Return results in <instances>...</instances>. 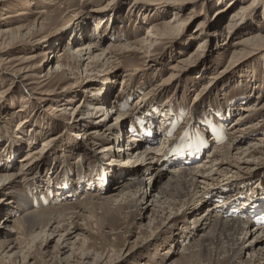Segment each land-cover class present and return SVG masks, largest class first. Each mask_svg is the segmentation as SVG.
<instances>
[{
	"label": "rangeland",
	"instance_id": "1",
	"mask_svg": "<svg viewBox=\"0 0 264 264\" xmlns=\"http://www.w3.org/2000/svg\"><path fill=\"white\" fill-rule=\"evenodd\" d=\"M139 1L140 5L134 0L0 1V29L24 26L0 47V164L20 166L29 150H41L31 162L29 181L15 190L9 183L0 189V198H4L0 200V243L19 240L16 248L4 244L0 249V264H252L248 253L243 259L233 258L245 239L242 231L235 236L238 243L231 242L228 252L219 255L216 246L202 249L197 244L210 228L200 231L201 235L189 230L196 225L194 217L209 213L216 202L230 212H241L255 206L243 202L264 201V142L260 143L264 109H252L250 116L239 118L247 112L245 108L264 104V0H233V7L231 0ZM168 21L176 25L177 32L137 44L136 50L127 48ZM77 26L87 28V33L76 32ZM86 35L98 41L106 37L101 41L103 47L111 42L119 46L118 59L113 58L117 71L113 62L97 59L88 66L91 59L80 60L73 53L74 46L88 42ZM32 53L38 58L22 60L21 56ZM57 53L62 56L53 58V63L55 67L64 63V72L48 77L50 61ZM107 86L112 89L111 105L124 113L125 126L120 129L122 135L105 133V139L95 144L87 139L88 134L82 138L77 133L90 131L102 117L110 118L115 112L77 113L85 101L89 105L93 98L103 96L95 92ZM80 120L85 124L77 126ZM239 126L246 127L243 133L234 132ZM134 129L142 136L147 130L154 132L156 146H163L169 158L178 160L197 153L198 140L205 137L208 146L196 164L217 171L212 183L214 203L202 204V188L197 189L199 193L192 189L198 207L184 209L188 211L185 215L180 205L164 209L149 201L142 206L140 195L136 205L134 200L127 203L131 196L122 200L121 194L119 203L107 201L112 191H120L110 177L114 168L105 163L112 159L124 165L130 155L117 148L124 146ZM44 139L48 145H43ZM243 139V144H259L247 154H236L224 172L217 169V162L206 161L218 147ZM106 145L113 147L106 151ZM138 155L134 153V160ZM161 168L153 178L147 175L148 184L156 187L154 194L173 171L172 166ZM20 191L41 198V208L61 217L54 225L30 232L8 227L21 217ZM88 194L99 196L87 201ZM148 204L149 210L143 208ZM250 211L242 213L245 219L253 216ZM258 216L264 217V204ZM256 225L251 228L256 227L260 235L262 230ZM248 237L258 241L255 233Z\"/></svg>",
	"mask_w": 264,
	"mask_h": 264
},
{
	"label": "bare ground",
	"instance_id": "2",
	"mask_svg": "<svg viewBox=\"0 0 264 264\" xmlns=\"http://www.w3.org/2000/svg\"><path fill=\"white\" fill-rule=\"evenodd\" d=\"M0 1H2V0H0ZM134 1H135V4L140 5L142 3V1H139V0H134ZM175 1L176 2H178V1L182 2V1H186V0H175ZM169 2L172 4V3H174V0H170ZM232 2H233V0H231V3ZM253 3H255V2H253ZM235 4H236V2H233L231 7L235 6ZM180 7L181 6H178V8L177 7L176 8L180 9ZM222 12H223V10H222ZM222 12H220V13H222ZM45 13L46 12H44L42 14H45ZM102 20L103 19L100 18V21H102ZM23 27L24 26L19 25L17 28L16 27L10 28V26H5V27L1 28L0 29V47L1 48L3 47V45L6 43V41L8 40L10 35L13 36V34H15V32L19 31ZM77 29L79 30V32L83 31V32L87 33V31H88L87 28H84V27L81 28V26H77L76 32H78ZM101 29H102V27L98 28V30H99L98 33L100 36H101ZM175 32H177L176 25H174L171 21H168V22L164 23L163 25H161L160 27L155 26L150 37H147V38L143 37L142 39L135 41L133 44L129 43L127 48H130L129 50H132V49L136 50V49H138L137 46L139 44H142V45L145 44L146 45L148 43H151L153 41V38L159 39L161 37L169 36L170 34L175 33ZM154 33H156V34H154ZM85 38L88 39L87 43H85L83 45L78 44V45L73 47V49H74L73 53L79 54L80 60L91 59L88 66H91L92 63H95V61H97V59L107 60V61L113 62L115 64L117 63V60L115 61V60H113V58L118 59V57H117L118 53L117 52L119 51V48H118L119 46H117L115 43L111 42L109 46L103 47V45L101 44L102 43L101 41L107 40L106 37L100 38L99 41H98V39H96V37H93L92 35H86ZM261 38H262V36H261ZM246 42H247V40L241 42V44H246ZM140 48L142 49L143 47H140ZM97 51L98 52L101 51V52L97 53ZM57 56L60 57V56H62V54L60 55L59 53H57L56 56L52 57V59H51L52 61H50L51 62V64H50L51 71H49V73L46 75L48 77L51 76V74L53 76V74L56 72H61V73L64 72V67H65L64 63L59 62V63H57L56 67L53 63V61H55V59H53V58H55ZM21 57L23 58V59L21 58L23 61L25 60L28 62L30 60H35L36 58H38V55L36 53H32L28 57H24V56H21ZM13 60L14 59H10L9 61H13ZM114 68H116V71H117V64L114 66ZM28 69H30V68H28ZM101 89H99V92H95V95L96 94H99V95L102 94L103 95V96H101L102 98L101 97L93 98V102L90 103L89 105H86L87 102L85 101L83 108H81L77 113V115L81 116V114H83V112H85V110H86L89 115L94 116L95 113H100L104 109L105 110L108 109L109 112H110V109H112L111 112H115V114H114V115H116L115 122H111V119H113L114 115L110 118L102 117L100 119L101 121L97 125H95L94 128H91L90 131L85 129V132L79 131L77 133V136L78 137L82 136V138H83V136H85V134H88L89 136L87 137V139L90 142L92 141L95 144H97V143L100 144V142H97V141H103L105 139V137L103 138L105 133L106 134L109 133L108 136L117 135V134L122 135L121 134L122 132H120V129L125 126V124H124L125 119L123 118L124 113L122 112V110L120 111V109L116 108L117 105H111L112 101H110L109 95L111 94L112 89L109 88L108 86L106 87V89L104 91H102ZM94 102H98V103H94ZM107 104H108V106H107ZM245 109L247 110V112L245 114L241 115L239 117L240 119H243L244 117L246 118V117L250 116L248 113L250 111H252V109L253 110L264 109V104H260L256 108L253 105L252 107H247ZM130 115H131V113H130ZM84 124H85V121L80 120L79 123L77 124V126H81ZM236 124H239V122H237ZM245 128L246 127L239 126L236 130H234V132L243 133V130ZM134 131H136V132L133 133L132 135H129V140L124 141V146L122 144H119V146L117 148L118 151L128 152L127 154L130 155L126 159L124 165H119L116 162V160L112 161V159H109L108 162L105 163V165L108 164L109 167L114 168L115 173L111 174L110 177L113 178V181H117L118 186H117V189L116 188L115 189L120 191L119 193H117L115 191L114 192L112 191V193L109 192L110 194H109V196H107V201L119 203L120 194H121L122 200L128 199L129 196H131L132 198L129 201H127V203L134 200V202H135L134 205H136V203H139V200L137 197L140 195V198H141V203H139L140 205H142V203H145V202L153 201V204H155L156 206L162 207L164 209L172 208L173 206H174L173 208L175 209L177 207L176 205H180L179 207L181 208V210L189 208V210L192 211L198 207L194 196H195V194L199 193L200 192L199 189L202 188L201 189V191H202L201 196L203 198L202 204L205 203V205H206L210 202L211 203L213 202L214 197H215V195H214L215 187L214 188L212 187V185H213L212 183L214 182V180H216L215 176L217 175V171H215V173H212L213 167L207 168L206 164H204V165H201V164L197 165L196 164L197 163V161H196L197 156L200 154H203L205 152L207 146H208L206 144L207 139L205 137L198 140L199 141L198 145L201 148L197 150V153H194L193 155L191 154V157H188L186 159L178 160V159L169 158V153L163 149V146H161V145L156 146L157 142H156L155 133L152 132L151 130H147V132L144 133L146 136L145 135L142 136L143 134H140L139 132H137L139 130L134 129ZM243 141H244V139L242 141L237 142V144H235V145H233V143H229L227 145L218 147V149H216L217 148L216 147L215 148L216 150H214L213 153H210L208 155L209 159H206V161L208 163L209 162L210 163L217 162L215 164L218 166L217 169L218 170L220 169L221 172H224L225 168H228L229 164L232 163L231 159H233L235 156H237L236 154H238V156H240L242 154H247V152H250L252 150V148L255 147V145L259 144L257 142L256 143L252 142L251 144L247 145V144H243L242 143ZM260 141H261L260 143H263L264 137H261ZM48 142L49 141H46V139H44L43 145L44 146L48 145ZM125 144L128 146L127 149L125 148ZM106 147H107L106 151H110L111 148L113 147V145H106ZM130 149H133V151L129 152ZM114 152H115V150H114ZM135 152H137V154H139L137 156L138 160H134V158H133V155ZM39 153H41V150L39 148H38V150H37V148L29 150V152H27V154L20 160V161H22L20 166H18L14 162L13 163L11 162L9 165H6V164L1 165L0 164V189H4L5 187H7V183H9L14 187L13 190H15L21 184L29 181L31 174H32V171L30 168L31 167L30 165H32L31 162H32L33 158ZM179 153H182V150L179 151ZM111 158L114 159V156L111 155ZM163 166H172L173 171L170 172V179L168 180V182L165 183V185L161 186L158 194H154L156 187H155V185L152 186L151 182L148 184L147 175L150 174V178H153L154 175H157L156 173H158V171L160 172L162 170L161 167H163ZM153 169H156V172H153ZM108 173H111V172H108ZM84 179L85 178H83V180H81L82 184H85ZM104 179L105 178H103V180ZM120 179H123V180L130 179V181H126L125 183H121L122 181ZM226 183H229V182L227 181ZM107 185H105L103 187V189H105V187H107ZM193 188H195L194 191H196L197 193H194L191 196V191L194 192L192 190ZM99 189L101 190L102 187H100ZM150 189H151V191H150ZM197 189L199 192L197 191ZM97 196H99V195L98 194L97 195L88 194V195H86V197H84V199H86L87 201H90V200L96 198ZM17 197L20 201L19 206L22 209L21 217L18 219L16 218V219L12 220L14 225H10L11 224L10 223V224H8V227L13 226V230L15 228H17L19 233L22 232L23 230H24V232L25 231L26 232L34 231L36 228L41 227V226L44 228L48 224L54 225L53 221L54 220L57 221L58 217H61L58 214H56V212H55V214L58 216L54 215V212H53V214H51L52 213L51 210H50L51 213H49L47 211V208H45V206H43L41 208L40 207V206H42L41 205V198H39V197L38 198H36V197L31 198L30 195H25V193H23L21 191L19 192ZM136 198L138 201L136 200ZM2 199H4V198L1 197L0 200H2ZM206 199H208V201ZM253 201L250 203L247 202L248 204H246V202L242 201L243 203H245V205L247 207L249 204H252V203H254L255 206L253 207L252 210L250 209L251 211L249 209L248 210L243 209V210H241V212H235V211L230 212V211H228V208L224 207V205L218 204L217 202H216L217 203L216 204L213 202L214 204H212L208 209L209 213L208 212L207 213H199L196 217H194V219H195L194 222L196 223V225L191 230H189L190 234H192L193 232L196 234L198 231H199L198 233L200 234V231H203V230L205 231L208 228H210L209 231L207 230V232H205V234L200 236L197 244H199L198 245L199 247L202 245L201 246L202 249L207 245L208 246L214 245L217 248L218 254L221 255V254L228 252L227 248H229V245L231 242L234 241V244L238 243L239 238L236 239L235 236L237 237V234L242 231L241 233L245 234L246 236H245L243 243L239 247H237L238 250L234 252L233 258L237 257V258L243 259L244 254L248 253V254H251L252 258L250 260H251L252 264L256 263V262H260V263L264 262V237L260 236V235L264 234V217L258 216V214H260V209L263 208L264 201L259 200V198L254 199ZM47 202H48V199L44 198L43 203L47 204ZM17 203L19 204V202H17ZM149 205L150 204H148L146 207H143V208H147L149 210V208H150ZM205 205H203V206H205ZM10 208H12V207H10ZM173 211H175V210H173ZM249 211L252 212L253 216L247 215L248 218L245 219L242 213L249 212ZM67 212H68V210H67ZM186 212H188V211L184 210L183 215H185ZM60 213H62V212H60ZM222 213H224L226 216L227 215L231 216V218L222 217V215H221ZM170 214H173V213H171V211H170ZM239 214H240V216H239ZM214 217H216L215 221L212 222ZM204 221H206V222L204 223ZM208 223H209V225H207ZM253 224H257L256 226H257V228H259L258 230H262L260 235L258 234L259 231L255 232L256 227L254 229L251 228V225H253ZM259 225H261V226H259ZM48 226H51V225H48ZM206 226H208V227H206ZM254 233L256 234L255 238H257L258 241H256V239L254 241H251L250 240L251 237L247 238L248 235H254ZM20 236L19 237L21 239H24V235L23 236L20 235ZM258 238H260V239H258ZM4 244H5V246L7 244V247L10 246V248H16L17 245L19 244V240L18 239L17 240L7 239L5 242L3 241L0 243V249L4 248ZM194 244L196 245V243H194ZM201 253H203V252H201ZM233 258L231 257V259H233ZM176 264H180V263H178V261H177Z\"/></svg>",
	"mask_w": 264,
	"mask_h": 264
}]
</instances>
